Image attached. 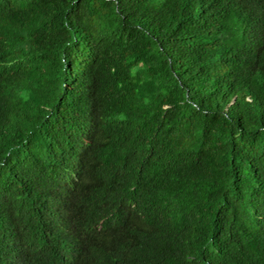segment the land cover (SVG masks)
Here are the masks:
<instances>
[{
    "label": "trees",
    "instance_id": "1",
    "mask_svg": "<svg viewBox=\"0 0 264 264\" xmlns=\"http://www.w3.org/2000/svg\"><path fill=\"white\" fill-rule=\"evenodd\" d=\"M0 264H264V0H0Z\"/></svg>",
    "mask_w": 264,
    "mask_h": 264
}]
</instances>
